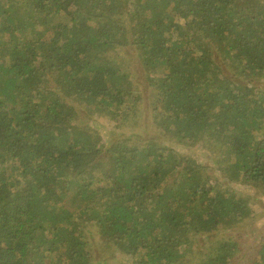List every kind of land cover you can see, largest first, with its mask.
<instances>
[{
  "label": "trees",
  "instance_id": "trees-1",
  "mask_svg": "<svg viewBox=\"0 0 264 264\" xmlns=\"http://www.w3.org/2000/svg\"><path fill=\"white\" fill-rule=\"evenodd\" d=\"M263 229L264 0H0V264H264Z\"/></svg>",
  "mask_w": 264,
  "mask_h": 264
},
{
  "label": "rangeland",
  "instance_id": "rangeland-1",
  "mask_svg": "<svg viewBox=\"0 0 264 264\" xmlns=\"http://www.w3.org/2000/svg\"><path fill=\"white\" fill-rule=\"evenodd\" d=\"M141 88H142V91H143V85L142 84H141ZM158 123L159 122L158 121L156 122L154 119L148 120L146 122H142V121H140L137 118L134 121V126L137 125L136 128H138L139 131H132V132L135 133V134L137 133L139 135H144L146 133L144 135L146 139H149L152 136H162L163 132L159 131ZM236 226L243 229L244 235H245V233L249 234L250 230L245 228V225H244L243 222H241L239 224L237 223ZM225 229L228 230V227L226 226ZM244 229H245V231H244ZM252 234H254V237H253ZM252 234L250 233V236L248 237V243H253V242L257 243L256 240H259L264 235V229L262 231L252 232ZM226 235L227 234H225L224 236L222 235L221 237L219 235H217L215 238H212L208 242L207 245H208V247L210 248V250L212 252L215 253V252L218 251V249L221 247V241H222L223 238H227L228 239L229 236H226ZM255 248H258V246H255ZM204 252H201V255H203ZM117 254H118V257L115 260H111L108 264H132L133 259H131L130 257H126L122 253H117ZM240 255L241 254L238 253L236 256L239 257ZM108 257L109 256H105V259H107Z\"/></svg>",
  "mask_w": 264,
  "mask_h": 264
},
{
  "label": "bare ground",
  "instance_id": "bare-ground-1",
  "mask_svg": "<svg viewBox=\"0 0 264 264\" xmlns=\"http://www.w3.org/2000/svg\"><path fill=\"white\" fill-rule=\"evenodd\" d=\"M158 88H165V89H170L171 84H170V80L167 74H164L162 79L158 82L157 84Z\"/></svg>",
  "mask_w": 264,
  "mask_h": 264
}]
</instances>
